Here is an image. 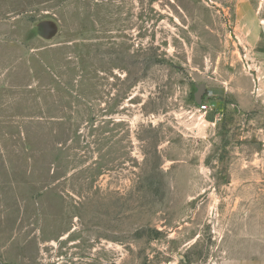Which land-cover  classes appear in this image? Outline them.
Masks as SVG:
<instances>
[{
  "label": "rangeland",
  "instance_id": "obj_1",
  "mask_svg": "<svg viewBox=\"0 0 264 264\" xmlns=\"http://www.w3.org/2000/svg\"><path fill=\"white\" fill-rule=\"evenodd\" d=\"M263 23L0 0V264H264Z\"/></svg>",
  "mask_w": 264,
  "mask_h": 264
},
{
  "label": "water",
  "instance_id": "obj_2",
  "mask_svg": "<svg viewBox=\"0 0 264 264\" xmlns=\"http://www.w3.org/2000/svg\"><path fill=\"white\" fill-rule=\"evenodd\" d=\"M261 29H262V32L264 34V23L261 25ZM198 89H199V93L197 94V100L200 102L201 101V95L205 91L206 85L205 84H201V85L198 86Z\"/></svg>",
  "mask_w": 264,
  "mask_h": 264
}]
</instances>
